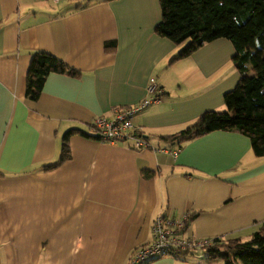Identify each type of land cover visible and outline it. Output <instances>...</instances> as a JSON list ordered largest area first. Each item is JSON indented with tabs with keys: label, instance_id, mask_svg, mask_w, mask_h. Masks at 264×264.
<instances>
[{
	"label": "crops",
	"instance_id": "obj_1",
	"mask_svg": "<svg viewBox=\"0 0 264 264\" xmlns=\"http://www.w3.org/2000/svg\"><path fill=\"white\" fill-rule=\"evenodd\" d=\"M161 19L159 0H0V264H129L157 216L189 214L182 235L194 239L247 240L264 221V156L248 136L217 130L175 153L164 139L226 109L241 77L233 43L218 38L171 61L186 43L158 35ZM38 51L80 74H49L31 100ZM151 78L163 99L133 117L150 146L99 141L95 118L139 104ZM69 129L87 134H72L71 158L44 169ZM200 253L147 264H210Z\"/></svg>",
	"mask_w": 264,
	"mask_h": 264
},
{
	"label": "trees",
	"instance_id": "obj_2",
	"mask_svg": "<svg viewBox=\"0 0 264 264\" xmlns=\"http://www.w3.org/2000/svg\"><path fill=\"white\" fill-rule=\"evenodd\" d=\"M159 1L162 19L156 33L177 45L186 43L171 61L190 56L208 42L226 38L234 45L233 60L241 75L238 84L224 95L225 110H208L193 124L164 139L175 147L173 150L179 151L184 143L204 134L217 130H238L250 138L254 154L264 156V0ZM105 47L115 48L116 41L106 42ZM51 73L80 74L54 54L38 51L32 56L27 71L26 94L29 99H39ZM76 133L87 134L79 129L66 131L59 159L44 165V169L54 168L71 158L69 140ZM143 176L152 178L155 173L144 170ZM211 241V245L201 251L204 257L207 254L210 264L216 261L223 264H264V221L247 240L215 237Z\"/></svg>",
	"mask_w": 264,
	"mask_h": 264
},
{
	"label": "built area",
	"instance_id": "obj_3",
	"mask_svg": "<svg viewBox=\"0 0 264 264\" xmlns=\"http://www.w3.org/2000/svg\"><path fill=\"white\" fill-rule=\"evenodd\" d=\"M54 1L59 2L60 0ZM147 94L148 97L137 105L118 107L113 118L96 117L93 128L98 140L113 144L130 142V146L136 149L149 147V141L144 138L142 128L133 123V117L147 106L162 101L164 91L155 78L149 80ZM172 152L178 151L172 150ZM189 218V214L179 218L155 217L152 224V240L136 249L129 264H147L163 256L187 251L199 252L200 257L203 258L200 252L211 245L212 241L211 239L184 237L182 231L186 228Z\"/></svg>",
	"mask_w": 264,
	"mask_h": 264
},
{
	"label": "rangeland",
	"instance_id": "obj_4",
	"mask_svg": "<svg viewBox=\"0 0 264 264\" xmlns=\"http://www.w3.org/2000/svg\"><path fill=\"white\" fill-rule=\"evenodd\" d=\"M97 134V133H96Z\"/></svg>",
	"mask_w": 264,
	"mask_h": 264
}]
</instances>
